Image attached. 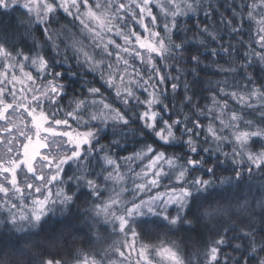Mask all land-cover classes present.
<instances>
[{
  "label": "clouds",
  "instance_id": "obj_1",
  "mask_svg": "<svg viewBox=\"0 0 264 264\" xmlns=\"http://www.w3.org/2000/svg\"><path fill=\"white\" fill-rule=\"evenodd\" d=\"M0 264H264V0H0Z\"/></svg>",
  "mask_w": 264,
  "mask_h": 264
}]
</instances>
